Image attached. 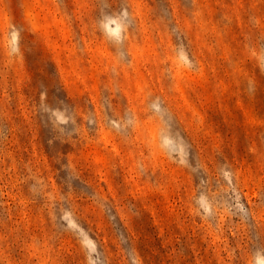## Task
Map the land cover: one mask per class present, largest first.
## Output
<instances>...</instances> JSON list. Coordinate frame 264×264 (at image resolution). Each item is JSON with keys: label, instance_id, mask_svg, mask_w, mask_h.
I'll return each instance as SVG.
<instances>
[{"label": "rangeland", "instance_id": "374dc122", "mask_svg": "<svg viewBox=\"0 0 264 264\" xmlns=\"http://www.w3.org/2000/svg\"><path fill=\"white\" fill-rule=\"evenodd\" d=\"M0 264H264V0H0Z\"/></svg>", "mask_w": 264, "mask_h": 264}]
</instances>
